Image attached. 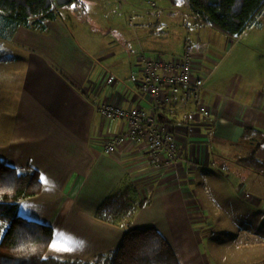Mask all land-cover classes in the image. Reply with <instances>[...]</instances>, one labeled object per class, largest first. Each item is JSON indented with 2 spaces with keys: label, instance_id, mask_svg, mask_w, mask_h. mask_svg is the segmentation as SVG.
Returning <instances> with one entry per match:
<instances>
[{
  "label": "crops",
  "instance_id": "0c3cea01",
  "mask_svg": "<svg viewBox=\"0 0 264 264\" xmlns=\"http://www.w3.org/2000/svg\"><path fill=\"white\" fill-rule=\"evenodd\" d=\"M101 1L93 22L109 23L110 32H103L100 45L97 33L84 31L69 7L58 5L56 18L46 22L42 32L9 26L0 14V165L40 173L42 192L21 202L19 213L53 227L49 256L91 261L119 247L127 230L154 228L183 264L178 239L190 230L193 208L198 210L199 177L220 170L215 163L230 151L255 152L264 161V142L257 148L261 138L242 139L247 129L264 134V89L244 87L214 72L215 57L202 41L207 32L197 24V34L172 60L194 54L193 78L207 79L202 104L208 115L182 102L183 92L168 90L161 92L158 112L160 126L176 137L178 162L170 168L155 167L148 144L128 136L107 153L110 142L128 134L129 124L105 119L97 105L154 109L140 55L157 56L154 48L163 37V23L142 17L135 22L139 16L133 13L129 18L130 11L122 18L115 16L122 0ZM112 31L125 33L126 39L125 34L112 39ZM19 47L28 65L16 67L19 55L15 58L14 50ZM129 51L131 58H124ZM58 54L64 61L60 64L52 61ZM125 178L148 204L123 226L100 221L98 208ZM8 227L0 221V244ZM192 260L191 264L202 263L198 256Z\"/></svg>",
  "mask_w": 264,
  "mask_h": 264
},
{
  "label": "rangeland",
  "instance_id": "374dc122",
  "mask_svg": "<svg viewBox=\"0 0 264 264\" xmlns=\"http://www.w3.org/2000/svg\"><path fill=\"white\" fill-rule=\"evenodd\" d=\"M101 2L96 0L92 5L89 0H82L61 7L74 10L83 22V30L97 33L99 45L106 36L103 32H110L109 23L93 22V12L96 7L102 8ZM121 5L124 11L116 10L115 16L122 18L130 11L129 18L133 13L139 16L135 17V22H139L141 17L146 22L161 20L162 33L159 35L163 37L154 48L157 51L154 55L158 58L171 60L179 57L186 41L197 34V23L188 0H183L178 6L171 5L168 0H122ZM123 25L126 27V23ZM204 30L207 33L202 35V41L206 43L207 52L215 57V63L211 65L214 72L233 83H242L244 87L252 85L264 89V12L238 39L219 30L207 27ZM111 33V38L116 40L125 34ZM124 36L126 39V34ZM132 45L135 50L136 46ZM122 48L123 45L118 51ZM23 51L22 47L14 50L15 58L19 55L16 67L28 65ZM131 53H125L124 58L128 59ZM52 61L64 62L60 54L55 55ZM247 155L243 149L238 153L230 151L221 155L223 159H218L214 165L220 170L207 171L199 177L198 210L193 208L194 219L188 225L190 230L178 239L183 264H191L196 256L202 263L194 261L195 264H264V175L234 165V160ZM204 178L207 180L205 185Z\"/></svg>",
  "mask_w": 264,
  "mask_h": 264
},
{
  "label": "trees",
  "instance_id": "16d2710c",
  "mask_svg": "<svg viewBox=\"0 0 264 264\" xmlns=\"http://www.w3.org/2000/svg\"><path fill=\"white\" fill-rule=\"evenodd\" d=\"M168 1L173 6L183 2ZM188 4L197 24L234 39L241 37L264 12V0H188ZM57 6V0H0V14H4L9 26L42 32L46 22L56 18ZM251 137L261 138L257 148L264 142V134L252 129H247L242 139ZM237 163L264 175V161L255 152ZM121 183L98 208L96 217L100 221L123 226L148 204L130 178ZM43 188L38 170L27 167L20 171L0 165V221L9 226L0 244V264H181L171 243L154 228L127 230L119 247L91 261L49 256L53 227L25 219L19 213L21 202L37 197Z\"/></svg>",
  "mask_w": 264,
  "mask_h": 264
},
{
  "label": "built area",
  "instance_id": "2783aa9c",
  "mask_svg": "<svg viewBox=\"0 0 264 264\" xmlns=\"http://www.w3.org/2000/svg\"><path fill=\"white\" fill-rule=\"evenodd\" d=\"M205 51H203L204 53ZM194 54L186 52L181 59L164 60L143 53L140 61L144 73V84L153 100V110L143 108L125 109L115 104L97 105L99 113L107 120H126L129 124L127 135L118 136L107 145L106 152H114L128 136L133 141L148 144L153 165L157 168H170L179 160L178 143L173 133L159 124L158 112L162 104L161 92L168 90L172 94L183 92L182 102L196 105L204 115L203 90L207 79L193 78Z\"/></svg>",
  "mask_w": 264,
  "mask_h": 264
},
{
  "label": "water",
  "instance_id": "95a60500",
  "mask_svg": "<svg viewBox=\"0 0 264 264\" xmlns=\"http://www.w3.org/2000/svg\"><path fill=\"white\" fill-rule=\"evenodd\" d=\"M72 0H57L59 6H65V4L71 3Z\"/></svg>",
  "mask_w": 264,
  "mask_h": 264
}]
</instances>
